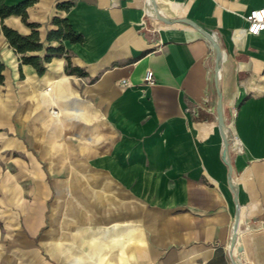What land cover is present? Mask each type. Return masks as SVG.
Here are the masks:
<instances>
[{"label": "crops", "instance_id": "0c3cea01", "mask_svg": "<svg viewBox=\"0 0 264 264\" xmlns=\"http://www.w3.org/2000/svg\"><path fill=\"white\" fill-rule=\"evenodd\" d=\"M20 1L4 0L9 5ZM66 1L71 2L67 8L57 5ZM262 4L264 0L29 4L27 20L39 24L45 44L48 30L56 28L53 16L66 18L83 36L81 42L63 44L85 76L65 72L63 53L46 63L42 75L21 64V79L20 54L0 33L3 83L17 78L20 119L25 123L30 83L62 84L77 92L74 80L83 87L87 104L100 108L114 129L121 187L156 209L145 217L146 231L138 219L126 224L119 217L116 245L103 242L94 258L86 248L85 263L68 260L66 250L52 246L49 252L61 264H264V29L247 33L245 19ZM3 23L21 33L31 31L19 14L4 17ZM195 25L212 34L221 49V120L215 51ZM33 53L43 55L44 50ZM147 69L154 73L152 84L143 80ZM10 107L0 102V124L9 122ZM7 126L0 132V156L5 157L0 164V264H50L30 238L45 220L49 188L31 157L25 163V143ZM9 151L20 155L8 156ZM25 175H32L31 201H25ZM104 236L109 237L108 230Z\"/></svg>", "mask_w": 264, "mask_h": 264}, {"label": "rangeland", "instance_id": "374dc122", "mask_svg": "<svg viewBox=\"0 0 264 264\" xmlns=\"http://www.w3.org/2000/svg\"><path fill=\"white\" fill-rule=\"evenodd\" d=\"M16 79L8 78L0 84V102L11 105L9 122L0 124V132L7 131L8 124L13 127L10 133L25 143V163L31 157L49 188L45 220L30 236L31 242L44 251L46 261L61 264L49 252L54 245L66 250L72 262H84L86 248L92 258L96 257L103 242L116 245L114 236L121 228V216L126 224L138 219L146 231L149 224L145 217L156 209L141 204L132 190L121 187V170L114 156L117 136L102 110L87 104L83 87L73 80L77 93L62 84L41 87L30 83L31 88L25 89V102L31 103L25 108L24 123L20 119ZM12 153L20 155L19 151ZM12 153L9 151L8 156ZM3 158L0 156V164H5ZM31 176L25 175V201L32 200ZM107 230L109 237H102ZM128 257L129 254L127 260Z\"/></svg>", "mask_w": 264, "mask_h": 264}, {"label": "trees", "instance_id": "16d2710c", "mask_svg": "<svg viewBox=\"0 0 264 264\" xmlns=\"http://www.w3.org/2000/svg\"><path fill=\"white\" fill-rule=\"evenodd\" d=\"M36 0H22L16 4H6L4 0H0V33L6 37L9 46L15 53L20 54L19 60V77L24 78V74L21 70V64H30L35 69L38 75H42L46 70V63L51 60L53 56H59L65 54L66 64L65 72L67 74H77L85 76L86 72L77 65H73L69 54L67 53L63 40H69L71 42H81L83 36L77 33L66 18L53 16L51 22L56 25V28L48 30L46 34V40L48 44H45L39 35L38 26L36 22H29L27 20L26 7ZM70 1L59 2V7L67 8L70 5ZM10 14H19L23 22L31 27V31L27 34L21 33L18 30L3 23V18ZM51 41H57L58 44L52 45ZM44 54L33 53L34 51H42ZM5 63L0 59V83L4 80Z\"/></svg>", "mask_w": 264, "mask_h": 264}, {"label": "built area", "instance_id": "2783aa9c", "mask_svg": "<svg viewBox=\"0 0 264 264\" xmlns=\"http://www.w3.org/2000/svg\"><path fill=\"white\" fill-rule=\"evenodd\" d=\"M245 19L247 21V33L251 35L259 34L264 29V4L251 9L248 13H246ZM143 80L149 84L154 83V73L151 69H147L145 71ZM122 82L126 83L127 80L123 79Z\"/></svg>", "mask_w": 264, "mask_h": 264}, {"label": "water", "instance_id": "95a60500", "mask_svg": "<svg viewBox=\"0 0 264 264\" xmlns=\"http://www.w3.org/2000/svg\"><path fill=\"white\" fill-rule=\"evenodd\" d=\"M196 28L211 42L212 47L215 51V55H216V64H215V82H216V87H217V95H218V101H217V115L218 118L221 120V108H222V94L221 91L218 87V73H219V65H220V59H221V49L220 46L218 44V42L216 41V39L213 37L212 34H210L209 32L205 31L204 29L200 28L199 26L195 25ZM233 237L231 240V245H230V251L231 253L234 251V241H235V235H236V223L233 226Z\"/></svg>", "mask_w": 264, "mask_h": 264}]
</instances>
